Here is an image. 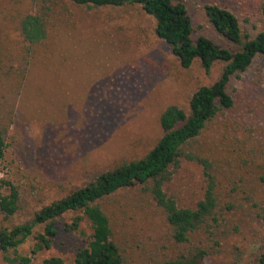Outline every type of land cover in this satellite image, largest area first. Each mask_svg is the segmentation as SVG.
I'll return each mask as SVG.
<instances>
[{
  "label": "rangeland",
  "instance_id": "rangeland-1",
  "mask_svg": "<svg viewBox=\"0 0 264 264\" xmlns=\"http://www.w3.org/2000/svg\"><path fill=\"white\" fill-rule=\"evenodd\" d=\"M172 1L185 6L193 39L205 36L237 49L213 30L205 4L232 12L243 41L264 28V0ZM28 6V0H0L6 9L0 12V30L13 49L20 42L14 12ZM56 9L54 26L34 48L22 88L0 80V123L6 130L0 179L19 192L18 212L8 220L0 214V228L29 223L42 207L102 172L143 157L162 136V111L172 105L187 111L193 93L214 83L224 66L216 63L205 73L195 61L183 68L155 35L154 20L137 5L88 8L57 0ZM227 93L233 106L206 125L196 149L212 162L222 200L234 209L226 215L228 232L216 244L202 234L193 235L191 244L207 249L203 264H253L264 243V58L232 75ZM204 189L202 166L185 160L164 185L180 208L194 209ZM2 192L8 194V186ZM101 205L126 264H159L187 248L173 242L162 211L141 188L121 190ZM76 215L56 220L52 245L31 264L52 256L72 264L91 234L86 221L77 232L64 230ZM42 231L35 227L17 251L29 254ZM0 264H6L1 251Z\"/></svg>",
  "mask_w": 264,
  "mask_h": 264
},
{
  "label": "trees",
  "instance_id": "trees-1",
  "mask_svg": "<svg viewBox=\"0 0 264 264\" xmlns=\"http://www.w3.org/2000/svg\"><path fill=\"white\" fill-rule=\"evenodd\" d=\"M28 1V8L14 12V28L20 38L15 49L9 46L0 30V80L18 89L24 85L34 48L48 39L60 11L56 9L57 0ZM69 1L88 8L137 5L154 20L155 35L168 45L183 68H189L195 61L205 73L216 63L224 66L214 83L201 86L193 93L187 111L176 105L162 111L159 116L162 136L143 157L102 172L90 183L42 207L34 213L29 223L0 228L3 261L6 264H31L38 252L52 245L57 234L56 220L72 213L79 215L65 225V231L77 232L82 221H86L91 230L89 240L76 252L72 264H126L122 249L113 238L111 223L101 202L121 190L138 187L148 192L162 211L173 242L179 246L187 245L175 258L159 264H203L207 249L191 244L192 236L202 234L216 244V239L228 232L229 219L226 215L233 212L234 205L230 201L223 202L212 162L196 149L198 137L219 112L233 106V100L227 93L231 76L245 72L256 57L264 58V28L252 38L246 36L243 41L238 20L232 12L216 4H205L204 12L213 30L237 47L229 49L205 36L193 39L191 19L182 3L172 0ZM0 12L6 14V9L0 8ZM261 13L264 20V2ZM5 150L6 130L0 123V166ZM182 160L198 163L203 168L204 195L194 209L178 207L175 200L164 191L172 170ZM3 186H8V194L2 192ZM18 210L17 188L0 179V214L8 220ZM260 212L264 217V207ZM35 227H43V231L35 234L29 254H20L18 248L32 236ZM41 264L66 262L61 257L52 256L43 259ZM253 264H264V243L259 246Z\"/></svg>",
  "mask_w": 264,
  "mask_h": 264
}]
</instances>
